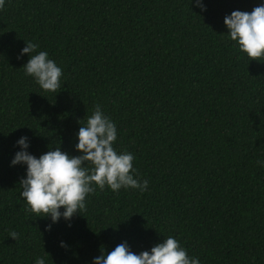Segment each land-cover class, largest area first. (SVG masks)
Listing matches in <instances>:
<instances>
[{
    "label": "trees",
    "instance_id": "1",
    "mask_svg": "<svg viewBox=\"0 0 264 264\" xmlns=\"http://www.w3.org/2000/svg\"><path fill=\"white\" fill-rule=\"evenodd\" d=\"M202 2L203 11L191 0H6L0 264H90L101 248L126 241L138 253L169 235L201 264H264V61L248 60L222 22L260 0ZM28 41L62 68L55 94L23 73L28 56H16ZM95 104L147 190L97 188L71 227L61 219L45 231L50 220L25 212L19 196L25 166L9 165L14 142L28 137L35 156L78 155L75 133Z\"/></svg>",
    "mask_w": 264,
    "mask_h": 264
},
{
    "label": "clouds",
    "instance_id": "2",
    "mask_svg": "<svg viewBox=\"0 0 264 264\" xmlns=\"http://www.w3.org/2000/svg\"><path fill=\"white\" fill-rule=\"evenodd\" d=\"M189 2V0H188ZM6 0H0L3 9ZM191 3L205 10L202 0H191ZM227 29V39L249 59L264 61V0H260L251 11L234 9L223 17ZM37 42L28 41L19 49L16 58L24 54L28 58L23 64V73L30 76L43 91L56 93L62 86V68L49 57L45 50H39ZM79 123V122H78ZM74 149L78 155H70L59 147L35 156L29 148L28 137L21 135L14 143L19 150L12 155L9 165H23L24 176L19 180V196L25 202V212L36 214L35 217H46L52 224L63 219L71 227V220L77 213L86 209V197L97 188L101 191L107 187L113 192L120 189H136L144 192L148 180L141 178L133 166L135 159L132 152L117 150V126L104 113L101 105H93L91 114L84 123H79L75 133ZM257 165L264 167V160L257 159ZM89 165V166H86ZM16 231H10L8 237L15 240ZM58 246L66 247L63 240ZM34 264H46L43 256H37ZM90 264H201L197 256L189 255L185 247L174 236H164L160 242L138 253L131 251L126 241L117 244L111 251L93 257Z\"/></svg>",
    "mask_w": 264,
    "mask_h": 264
}]
</instances>
